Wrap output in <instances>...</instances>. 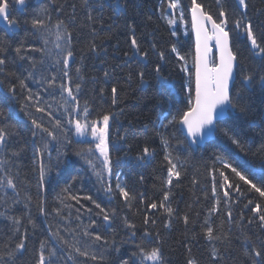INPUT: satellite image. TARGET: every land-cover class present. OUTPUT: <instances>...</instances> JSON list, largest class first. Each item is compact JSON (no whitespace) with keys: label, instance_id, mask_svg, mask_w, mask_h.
<instances>
[{"label":"trees","instance_id":"16d2710c","mask_svg":"<svg viewBox=\"0 0 264 264\" xmlns=\"http://www.w3.org/2000/svg\"><path fill=\"white\" fill-rule=\"evenodd\" d=\"M198 2H202L206 7L210 6L215 16L217 12L215 0H198ZM223 2L229 12L236 9L237 0H223ZM247 2L249 4L247 14L253 21L257 37L264 36V14H258L256 11V9H264V0H247ZM190 3L191 0H181L182 7L186 9L185 20L184 22L177 20L174 26L167 25L165 20L161 19V8H167V0H129L128 11L119 15H113L110 0H89V7L82 6L81 0H56L55 5H52L50 0H29L27 10L23 13L18 11L17 7H10L11 17L21 23L16 32L7 33L6 39L10 42L11 49L23 43L22 54L26 59L20 60L11 49L7 53L6 70L15 73V76L0 75V108L9 110L11 116L7 124L11 126L9 131L14 134L9 139V148L22 150L18 156L9 157V163L2 167L11 169V174L15 177L20 190L21 203L9 214L24 216V218L19 232L13 234L11 222L5 217H0V253L14 249L18 239L24 236L25 230L27 239L25 241L26 250L18 253L14 260H9L5 256L8 264H34L36 250L41 240H48L55 245L56 241L49 233L50 225L53 226V230L59 227L61 235L71 241V235L65 232L64 228L74 229L81 221L83 225H86L91 218H94L86 211L88 208H91L93 213L98 211L90 201L81 200V204H77L75 200L66 198L64 204L71 205V207H65L60 200L56 199L68 184H71L69 190L71 195L79 197L90 195L106 208L116 207L120 199L117 197V201L109 200L96 176L84 160L76 154L94 145L90 136H76L74 128L67 124L68 116L61 107L59 89L45 91L47 84L41 81V76L50 79L55 75L58 85L61 83V73L58 70L59 66L54 65L53 57L49 55V49L53 48L51 41L55 39L54 35H49L47 30L40 31L31 28L30 20L37 15L44 19L50 15L51 24L62 19L72 31L74 59L71 61L70 75L73 87L75 83L81 84L79 96L81 107L85 100L88 101L90 118H95L96 114L101 111L117 113V116L110 120V155L113 160L111 180L113 187L119 182L137 196L131 211L123 208L122 204L120 205L123 208L120 215L127 214L129 219L136 223L137 237L132 240L128 239V230L123 227L120 219L114 221L112 227L108 228L104 226L102 220L96 218V231L106 236L109 241L115 238V247L119 248V251L113 250L112 247L107 250L101 249L105 255L102 264H120L121 260L129 259L131 252L135 250L134 242L140 240L145 214L157 220L156 230L162 238L165 264H186L189 257L187 247L191 248V256L198 261V264H213L210 257L213 244L225 257L220 264H250L243 255L244 233L255 238V235L264 237V232H261L257 224L248 225L246 220L243 221V230L237 228L228 221L227 211L229 209L232 211L233 220H238L241 214L245 217L251 216L252 213L244 205L247 199L254 198V194L248 193L245 198L232 191L230 192L231 200L224 197V189L221 187L222 180L218 171H213L214 167L217 169L220 167L215 157L223 156L260 186H264V171L253 164L254 157L241 153L221 134H215L210 142L201 147H191L188 142L178 143L184 140V134L179 125L162 127V124L167 123L164 117L170 111L175 112L177 108H182L186 103L187 76L180 70L179 64L182 62L177 61L175 53H171L170 49L175 44L180 54L188 59L189 68H191L194 58V41L191 34L190 11L187 10ZM73 4L76 5L75 21L69 19ZM61 5H63V11L56 12L55 8ZM44 9L48 10L47 15ZM89 12L93 17L92 21L87 19ZM24 20H28L29 23H23ZM129 25L135 27V35L141 48L148 49L150 52L148 59L144 62H129L133 73L131 81L127 80V73L130 69L123 55L125 52L131 53ZM93 28L96 30L95 43L99 46L95 52L88 51L89 41L93 39ZM5 31L0 26V37H5ZM172 31L176 32L175 36L171 35ZM52 32H55L54 28ZM45 36L50 41L47 45L44 44ZM152 43H156L160 50L165 51V60H159L157 54L151 51ZM232 43L233 50L238 53V60L244 69L247 70L253 66L249 42L245 34L241 31L238 37L233 38ZM33 49H42V51ZM82 56L83 60H81ZM32 61L36 64L34 69L31 66ZM157 63L162 65V75L168 81L165 85L157 81L154 72ZM77 66L81 67L80 75L83 79H80L75 72ZM105 70L110 72L107 78L104 76ZM29 71L33 72L32 78H28ZM137 71L144 72V83L139 82L136 76ZM17 78L23 79L28 89L40 94L42 104L47 102L52 105L55 116L64 121L67 139L71 143H67L62 135L59 142L52 141L47 136L43 140L39 135L33 138V128L28 113L37 118H40L41 114L36 113L31 106L33 101L25 99L27 89H19ZM9 84H17L18 90L15 96L8 92ZM113 86L117 87L119 97V103L115 106L111 103ZM100 89H104L102 95ZM248 95L251 105L248 115L241 117L235 113L228 114L224 120H221L219 127L231 129L234 134L246 142L252 152H256L264 145V89L256 84ZM64 96L66 98V93ZM121 109L123 112L120 111ZM43 120L46 126L51 127L47 116L43 117ZM3 123L0 121V126ZM56 131L59 134V130ZM120 136H124L125 140H119ZM161 136L169 138L170 146L167 151L171 153L174 162L178 163L182 173L178 180L173 178L170 189L163 185L167 177L168 165L164 160L166 149L161 143ZM44 141L49 142V148L43 156L46 165L49 159L52 164H56L58 152L61 155L58 171L49 174L47 182L41 187L39 185L40 155L37 148H42ZM144 146L153 150L152 155L147 157L142 164L137 165L134 157L141 152ZM7 155V153L0 152V156ZM73 177H76L75 182H72ZM194 180L195 183H193ZM213 186L216 187L215 196L212 193ZM168 190H170V203L175 210L173 217L169 218L166 213H163V209L148 210L146 208V204L153 201L159 204L163 198V192ZM8 193L12 195L10 189ZM141 193L145 201L143 204L139 202ZM27 195L33 198L27 210L33 224H29L24 215ZM64 195L67 197L69 193ZM40 197L44 200L48 215L39 212L37 202ZM217 198L220 200L219 211L212 216V222L218 225L223 221L224 231H227L229 227L232 228L229 234L230 245L227 242H209L202 234L198 235L201 233L204 219L208 216L207 209L215 205ZM57 208L62 210V217L66 219L55 214L53 210ZM78 208L80 209V220L76 219ZM137 209L140 211L137 212ZM0 211H4L2 202H0ZM185 213L189 215L187 226L182 218ZM196 213H199V216H196ZM169 222L171 226L164 227V224ZM80 261L81 264H95L91 260L84 261V258H80Z\"/></svg>","mask_w":264,"mask_h":264},{"label":"snow or ice","instance_id":"6c2138e0","mask_svg":"<svg viewBox=\"0 0 264 264\" xmlns=\"http://www.w3.org/2000/svg\"><path fill=\"white\" fill-rule=\"evenodd\" d=\"M215 2L217 5L215 16L211 12L210 6L206 7L202 2H198V0H191L190 7L187 9L190 11L191 27L195 32V56L192 59L191 68H189L188 59L180 54L176 45L173 44L171 46V53H175L177 61L182 62L179 64L180 70L187 76V86L185 88L186 103L182 108H177L175 112L170 111L164 117L167 123L162 124V127L181 126L184 140L178 141V143L188 142L189 146L198 144L200 141L212 135L221 134L241 153L254 157L253 164L264 171V145L256 152H252L246 142L234 134L231 129L219 127L221 119L225 114L235 113L238 116L246 117L251 109L249 92L256 84H259L261 89H264V36L257 37L253 21L247 14L249 8L247 0H237L236 9L232 12H229L225 8L223 0H215ZM28 3L29 0H0V21L6 25L5 37H0V75H4L5 77L15 76V73L6 70L8 62L7 53L11 49L10 42L6 39V36L9 31H15L21 23V21L11 17L10 7H17L18 11L23 13L27 10ZM50 3L55 5L56 0H50ZM128 3L129 0H110L113 15L127 12ZM81 5L89 7V0H81ZM71 7L72 14L69 16V19L75 21L76 5L73 4ZM43 11L47 15L48 10L44 9ZM55 11L58 13L62 12L63 5L56 7ZM185 11V7L181 5V0H167V8H161V19L165 20L167 25L174 26L177 24V20L184 22ZM256 11L258 14H264V9H256ZM87 19L89 21L93 20L90 12ZM50 22V15H47L46 19L40 18L37 15L30 20L32 29L40 31L47 30L49 35H54L55 37L51 41L53 48L49 49V55L53 57L54 65L59 66L58 70L61 73V83L56 84L57 77L55 75L51 76L50 79L41 76V81L47 84L45 91L48 89H59L62 100L61 107H63L64 112L68 116L67 124L74 128L76 136H90L92 138L94 146H89L76 154L84 160L93 175L96 176L98 183H100L102 190L108 195L109 200L117 201V197L120 199L117 201L116 207L106 208L90 195L83 197L71 195L69 192L71 184L64 187L56 197V199L60 200L61 204H64L66 198L75 200L77 204H81V200H87L98 211L93 213L92 209L88 208L86 211L90 216L94 217L89 220L88 224L83 225L81 221L77 225V228H64V231L71 235V241L66 239L64 235H61L59 227L53 230V226L50 225L49 233L51 238L56 241V244L53 245L48 240H41L36 250L34 264H81L80 258H84V261L91 260L95 264H102L105 260V255L101 249L107 250L109 247H112L113 250L119 251V248L115 247V238L109 241L106 236L96 231V218L102 220L104 226L108 228L112 227L114 221L120 219L123 227L128 230V239L132 240L137 237V225L129 219L127 214L121 216L120 212L123 211V208L131 211L134 207L133 202L137 200V196L132 194L126 186L121 185L119 182L115 183L113 187L111 180L113 175V160L110 155V120L115 118L117 113L101 111L96 114L95 118H90L91 112L88 101L85 100L83 107H81V101L79 99L81 84L75 83L73 87V80L70 75L71 61L74 59L72 31L62 19H58L55 24H51ZM23 23L27 24L29 21L24 20ZM53 28L55 29L54 33L52 32ZM129 30L131 32V53L125 52L123 55L125 57V63L130 69L127 73V80L131 81L133 79V73L129 62H144L148 59L150 52L148 49L141 48L135 35V27L129 25ZM241 31L245 34L249 42V52L253 61V66L247 68V70L244 69L238 60V53L233 50V38L238 37ZM95 32L96 30L93 28V39L88 44V51L91 52H95L99 47L95 43ZM171 35L175 36L176 32L172 31ZM49 43V39L45 36L44 44L47 45ZM213 48H215V54L213 53ZM23 49L24 46L21 43L11 50L15 52L20 60H25L26 57L22 54ZM150 49L157 54L159 60H165V51L160 50L156 43H152ZM33 50L42 51V49ZM81 60H83V56ZM31 66L33 69L36 67L35 61H32ZM75 72L80 76V79H83V76L80 75L81 67H75ZM154 72L159 84L165 85L168 83L162 75V65L160 63L155 65ZM104 76L106 78L109 77L110 72L105 70ZM136 76L139 78L140 83H144L143 71H137ZM32 77L33 72L29 71L28 78ZM17 79L19 80V89H27L25 99L33 101L31 106L35 109L36 113L41 114V117L37 118L32 116L31 113H28L33 128V138L39 135L41 140H43L47 136L52 141L59 142L60 136L62 135L67 143H71L67 139L64 121L55 116L52 105L47 102L42 104L40 94L28 89L23 79ZM18 87L17 84H9L7 90L15 96ZM103 92L104 89H100L101 95ZM65 93L66 98L64 96ZM111 103L113 106L119 103L118 89L115 86L111 88ZM120 111L123 112V109ZM45 116L49 118L51 127L46 126L43 120ZM10 119L9 110L0 108V121L4 122L0 126V152L8 154L7 156H0V173H2L0 174V193H3V195H0V202L4 206V211H0V217H5L11 222V231L15 234L19 232L24 216L10 215L9 213L21 203L19 199L20 190L15 177L11 174V169H6L2 166L9 163V157L18 156L22 149L12 150L9 148V139L14 134L9 131L11 126L7 124V121ZM56 130H59V134ZM119 140L124 141L125 137L120 136ZM161 143L166 149L164 160L168 165L167 177L163 181V185L165 188L170 189V186L173 184V178L175 177L178 180L182 173L178 167V163L174 162L171 153L167 151V148L170 146L169 138L161 136ZM48 148V141H44L42 148H37V152L40 155L39 185L41 187L47 182L49 174L53 171H58L60 167L61 154L59 152L56 164H52L51 159H49L47 165L44 163L43 156ZM152 151L148 146H144L141 152L134 157L135 163L137 165L142 164L147 157L152 155ZM215 161L220 167L219 169L214 167L213 171H218L219 177L222 180L221 187L224 189V197L231 200L232 196L230 192L232 191L245 198H247L248 193L254 194V198L247 199V203L244 205L252 215L245 217L241 214L238 220H233L232 211L229 209L227 211L228 221L243 230V221L246 220L248 225L257 224L261 232H264V186L253 182V179H250L244 171L240 170L223 156H216ZM229 170L230 174H228ZM75 180L76 177H73L72 182H75ZM193 183H195V180ZM9 189L12 195H9ZM65 193H69V195L65 197ZM212 193L214 196L216 195L215 186L212 188ZM140 197L139 202L142 204L145 203L142 193ZM25 200L24 215L27 217V222L33 224L34 222L27 212L33 198L31 195H27ZM121 204L123 208L120 207ZM219 204L220 200L217 198L215 205L207 209L208 216L204 219L201 225V233L198 235L202 234L209 242H227L230 245L231 239L229 234L232 228L229 227L227 231H224L223 221L218 225H214L212 222V216L219 211ZM37 206L41 214L48 215L42 197L38 199ZM64 206L71 207L68 204H64ZM146 208L148 210L163 209V213H166L169 218L173 217L175 210L170 203V190L163 192V198L159 204L153 201L147 203ZM189 209H191V205H189ZM53 211L57 216L62 217V210L60 208L54 209ZM76 211V219L80 220V209L78 208ZM139 211L140 209H137V212ZM196 216H199V213H196ZM182 218L184 224L187 226L189 224V215L185 213ZM142 223L144 227L140 232V240L139 242H134L135 250L131 252L129 259L121 260L120 264H130V262L131 264H165L162 238L159 231L156 230L157 220L145 214ZM170 226V222L164 224V227ZM26 239L27 231L25 230L24 236L18 239L14 249L6 253H0V264H8L5 256L9 260H14L18 253L26 250ZM244 244L243 255L250 264H264V237L255 235V238H253L252 235L244 233ZM187 250L189 257L186 260V264H198V261L191 256V248L187 247ZM210 257L213 264H220L225 259L215 244L212 245Z\"/></svg>","mask_w":264,"mask_h":264},{"label":"water","instance_id":"95a60500","mask_svg":"<svg viewBox=\"0 0 264 264\" xmlns=\"http://www.w3.org/2000/svg\"><path fill=\"white\" fill-rule=\"evenodd\" d=\"M190 23H191V14H190ZM0 26L2 28H4L6 30V25L0 21ZM18 30V27L16 28L15 31H9L10 32H16ZM191 33H192V37H193V41H194V55H195V32L192 30V27H191ZM213 53L215 54V48H213ZM228 114H225V116L221 119H225L227 117ZM180 130H181V126H179ZM214 138V135L210 136V137H207L206 139H204L203 141H200L198 144H192L191 147H194V146H203L205 143L211 141L212 139Z\"/></svg>","mask_w":264,"mask_h":264}]
</instances>
